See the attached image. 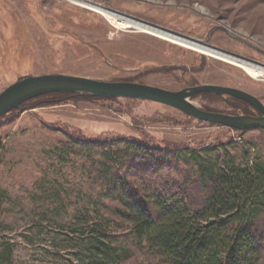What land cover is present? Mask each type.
I'll return each mask as SVG.
<instances>
[{
  "label": "rangeland",
  "instance_id": "374dc122",
  "mask_svg": "<svg viewBox=\"0 0 264 264\" xmlns=\"http://www.w3.org/2000/svg\"><path fill=\"white\" fill-rule=\"evenodd\" d=\"M93 1L264 65V0ZM46 73L169 90L212 83L245 90L264 104V77H251L227 61L121 28L70 0H0V91L17 77ZM45 94L0 116V245L12 249L9 264H95L67 235L81 230L73 209L45 201L38 188L54 180L76 190L85 179L80 161L87 153L75 141L98 145L134 139L168 152L196 149L210 161L230 155L264 163V128L235 129L138 98ZM190 100L205 110L258 114L233 96L200 92ZM175 164L178 180L188 170ZM127 180L139 191L143 187L138 176ZM125 226L119 224L115 232L123 236ZM121 242L123 255L112 264L156 263L143 246Z\"/></svg>",
  "mask_w": 264,
  "mask_h": 264
},
{
  "label": "trees",
  "instance_id": "16d2710c",
  "mask_svg": "<svg viewBox=\"0 0 264 264\" xmlns=\"http://www.w3.org/2000/svg\"><path fill=\"white\" fill-rule=\"evenodd\" d=\"M56 94L74 95H45ZM74 143L87 153L85 179L76 190L54 180L38 188L45 201L73 209L81 230L67 235L95 264L118 262L124 239L146 248L154 264H264V163L230 155L210 161L196 149L168 152L134 139ZM175 163L188 170L178 180ZM129 175L141 179L140 191ZM11 251L0 245V264L10 263Z\"/></svg>",
  "mask_w": 264,
  "mask_h": 264
},
{
  "label": "water",
  "instance_id": "95a60500",
  "mask_svg": "<svg viewBox=\"0 0 264 264\" xmlns=\"http://www.w3.org/2000/svg\"><path fill=\"white\" fill-rule=\"evenodd\" d=\"M230 35L236 37L233 33H230ZM241 40L245 41L244 39ZM61 91L87 93L100 97L144 99L172 106L199 120L214 122L235 129L264 128V104L255 95L240 88L204 83L183 87L178 90H169L135 81L99 80L65 73H46L17 77L14 82L0 91V116L13 108L19 107L20 103L30 98L44 93ZM200 92L228 95L241 99L253 106L258 114H228L205 110L190 100L191 97Z\"/></svg>",
  "mask_w": 264,
  "mask_h": 264
},
{
  "label": "bare ground",
  "instance_id": "6f19581e",
  "mask_svg": "<svg viewBox=\"0 0 264 264\" xmlns=\"http://www.w3.org/2000/svg\"><path fill=\"white\" fill-rule=\"evenodd\" d=\"M76 4L82 5L86 8L99 12L106 16L113 24L121 27L128 28L133 27L139 31H144L152 35L164 38L171 42L177 43L181 46L190 48L194 51L202 54L215 57L242 68L251 77H264V65L253 62L249 59L241 57L237 54H233L214 46L207 45L204 41L188 37L178 32H173L169 29L154 25L143 20L136 19L132 16L123 15L119 12L110 10L94 2L93 0H70Z\"/></svg>",
  "mask_w": 264,
  "mask_h": 264
},
{
  "label": "flooded vegetation",
  "instance_id": "af4514ba",
  "mask_svg": "<svg viewBox=\"0 0 264 264\" xmlns=\"http://www.w3.org/2000/svg\"><path fill=\"white\" fill-rule=\"evenodd\" d=\"M236 39H238V40H240V41H243V40H241L240 38H236ZM243 42H245V41H243ZM248 44V43H247ZM251 46V45H250Z\"/></svg>",
  "mask_w": 264,
  "mask_h": 264
}]
</instances>
